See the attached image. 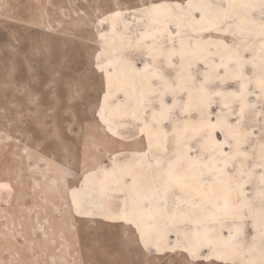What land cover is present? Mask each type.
Listing matches in <instances>:
<instances>
[{"label": "rangeland", "instance_id": "374dc122", "mask_svg": "<svg viewBox=\"0 0 264 264\" xmlns=\"http://www.w3.org/2000/svg\"><path fill=\"white\" fill-rule=\"evenodd\" d=\"M0 264H264V0H0Z\"/></svg>", "mask_w": 264, "mask_h": 264}]
</instances>
